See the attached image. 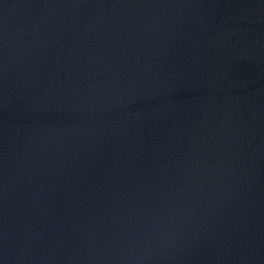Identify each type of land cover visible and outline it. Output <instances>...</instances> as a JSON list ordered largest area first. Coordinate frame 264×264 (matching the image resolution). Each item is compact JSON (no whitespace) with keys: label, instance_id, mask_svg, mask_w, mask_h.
I'll use <instances>...</instances> for the list:
<instances>
[{"label":"water","instance_id":"water-1","mask_svg":"<svg viewBox=\"0 0 264 264\" xmlns=\"http://www.w3.org/2000/svg\"><path fill=\"white\" fill-rule=\"evenodd\" d=\"M0 264H264V0H0Z\"/></svg>","mask_w":264,"mask_h":264}]
</instances>
